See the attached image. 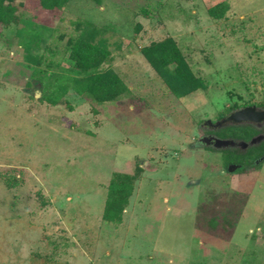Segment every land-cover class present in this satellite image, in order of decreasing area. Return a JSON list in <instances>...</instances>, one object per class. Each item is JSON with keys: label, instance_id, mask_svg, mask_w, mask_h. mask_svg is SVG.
<instances>
[{"label": "rangeland", "instance_id": "obj_1", "mask_svg": "<svg viewBox=\"0 0 264 264\" xmlns=\"http://www.w3.org/2000/svg\"><path fill=\"white\" fill-rule=\"evenodd\" d=\"M15 6L17 22L0 26V264H264V159L238 172L198 143L222 114L264 110V0ZM83 23L101 29L100 70L129 93L96 103L70 89L51 104L80 75L68 41ZM168 38L204 89L177 98L149 65L142 48ZM136 164L122 221L109 223L110 179Z\"/></svg>", "mask_w": 264, "mask_h": 264}, {"label": "trees", "instance_id": "obj_2", "mask_svg": "<svg viewBox=\"0 0 264 264\" xmlns=\"http://www.w3.org/2000/svg\"><path fill=\"white\" fill-rule=\"evenodd\" d=\"M15 1L0 0V26L7 27L17 22ZM68 1L28 0L33 5L31 8L42 14L62 9ZM226 9L227 4L221 3L211 8L209 12L211 16L221 18ZM55 15L52 18L56 17ZM77 30V36L68 41V50L73 70L78 71L80 75L64 77L65 79L59 81L54 91L56 98L47 97L48 102L55 104L58 98L70 89L96 103L114 101L127 95L129 90L126 84L111 68L100 70L109 57L107 41L102 37L101 29L92 23H83L77 25ZM142 54L175 97L183 98L197 89L206 87L205 82L193 74L186 58L171 38L143 47ZM227 116L226 113L222 114L220 120ZM208 134H213L216 138L223 140L248 143L252 138L262 133L256 126L244 123L226 124L214 128ZM251 150L254 152L252 153ZM221 151H225L224 165L226 167L229 164H236L240 166L238 172H244L247 166L253 165V163L256 165L258 161L264 159V141L249 146L244 153L234 152L232 148L221 149ZM245 157L248 158L245 159ZM244 159L245 161H243ZM141 173L142 169L139 164H136L132 174L113 173L108 185L103 211L105 221L114 224L122 221V213Z\"/></svg>", "mask_w": 264, "mask_h": 264}, {"label": "water", "instance_id": "obj_3", "mask_svg": "<svg viewBox=\"0 0 264 264\" xmlns=\"http://www.w3.org/2000/svg\"><path fill=\"white\" fill-rule=\"evenodd\" d=\"M264 121V110L258 109L256 106H248L243 109L234 111L230 113L226 118L216 122L211 123L208 122L206 125H209L212 128H218L226 124H244V123H255L259 124ZM263 135H258L248 143L245 142H234L232 140H223L216 138L215 136H205L198 139L199 144H203L206 146H211L217 150L225 149L230 146H235L238 144L241 148L246 149L249 146L256 145L263 140ZM231 169L238 170L240 166L235 165L231 167Z\"/></svg>", "mask_w": 264, "mask_h": 264}, {"label": "flooded vegetation", "instance_id": "obj_4", "mask_svg": "<svg viewBox=\"0 0 264 264\" xmlns=\"http://www.w3.org/2000/svg\"><path fill=\"white\" fill-rule=\"evenodd\" d=\"M249 124H252V125H254V126H256L257 128H259V127H261L263 124H264V121L262 122V123H259V124H255V123H249ZM209 126V125H208ZM210 127V126H209ZM211 128V130H213L214 128H212V127H210ZM260 135H263L264 136V133L263 134H260ZM206 136H214V135H212V134H207ZM203 137H205V136H203ZM262 141H264V138H263V140ZM236 143H238V142H236ZM237 147H240L238 144H236L235 146H230V147H228V148H237ZM241 148V147H240ZM247 149V148H246Z\"/></svg>", "mask_w": 264, "mask_h": 264}]
</instances>
